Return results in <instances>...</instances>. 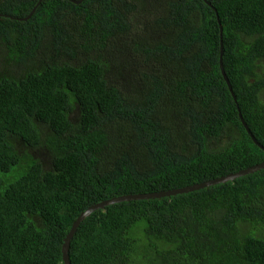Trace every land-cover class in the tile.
Returning <instances> with one entry per match:
<instances>
[{"label":"trees","instance_id":"1","mask_svg":"<svg viewBox=\"0 0 264 264\" xmlns=\"http://www.w3.org/2000/svg\"><path fill=\"white\" fill-rule=\"evenodd\" d=\"M97 1L99 10L87 5ZM111 1L0 0V264H64L65 238L89 206L264 161V0H147L154 16L139 0ZM68 12L83 14L79 29L63 23ZM133 29L152 44L154 65L105 56ZM68 255L71 264H264V168L98 208Z\"/></svg>","mask_w":264,"mask_h":264},{"label":"water","instance_id":"2","mask_svg":"<svg viewBox=\"0 0 264 264\" xmlns=\"http://www.w3.org/2000/svg\"><path fill=\"white\" fill-rule=\"evenodd\" d=\"M35 11V9H33L31 11V13H29V15L27 17H25L23 20H27L28 18L31 17V15L33 14V12ZM219 22V20H218ZM220 33L222 34V29H221V25H220ZM222 55H223V42L221 41L220 43V55H219V63H220V70H221V74L225 80V82L227 83L228 89L234 99V101L236 102V98L235 95L232 91L231 85L229 83V80L225 74L224 68H223V62H222ZM236 107H237V111H238V116L239 119L242 123V125L244 126V128L246 129L247 133L250 135V137L252 138L253 142L258 146V147H262V145L257 141V139L254 137V135L252 134V132L250 131V129L248 128V125L246 124V122L244 121L242 114L240 112L239 106L236 103ZM264 168V161H262L259 164H256L254 166H250L247 167L245 169H241L237 172L234 173H229L227 175L224 176H220L217 178H213L210 180H206L203 182H198V183H194L191 185H187L181 188H174L171 190H167V191H159V192H153V193H144V194H130V195H122V196H118V197H113L109 200L106 201H102L98 204L89 206L85 211H83L78 217L77 219L73 222L66 238L65 241L63 243L62 246V252H63V263L64 264H71L69 261V255H68V251H69V244H70V240L73 237L74 233L76 232L77 227L79 226V224L82 222V220H84L87 216H89L93 211L99 209L104 208L107 205H111L117 202H121V201H127V200H141V199H154V198H162L165 196H171V195H177V194H181V193H187L190 191H194V190H198L204 187H208L210 185L213 184H218V183H224L227 181H231L237 177L249 174V173H253L256 172L258 170H261Z\"/></svg>","mask_w":264,"mask_h":264},{"label":"rangeland","instance_id":"3","mask_svg":"<svg viewBox=\"0 0 264 264\" xmlns=\"http://www.w3.org/2000/svg\"><path fill=\"white\" fill-rule=\"evenodd\" d=\"M91 9L92 10L96 9V5L94 3L91 5ZM65 15H66V17L63 18V23H70L74 27L75 30H76V28L77 29L80 28L81 22L84 20L83 14L76 13V12H68ZM139 27L145 28L143 25H139ZM150 30L153 31L152 29H150ZM140 36H141V33L138 29H133L131 31V33H129V35H126V36L120 35L115 40L117 43H116V46L114 49L118 50V51H113L112 53H107V54H105V56L109 57V56L118 54L117 55L118 57L122 56V58H124V57L130 58V54L132 53L131 45H133L134 41H139ZM26 39H27L26 40L27 42H31L34 39V37L32 36V33L30 35H28ZM49 39H50V37H46L44 39V42H43V47L45 49H48V50L51 47V45H50L51 42L53 41V39L50 41H49ZM87 39L90 40V37L88 36ZM75 40L78 42H85V41H83L82 36L80 34L75 36ZM163 42H165V41L163 40ZM7 53H8V51L6 50L4 44L0 40V71H3L4 68L6 66H8L7 61H6ZM13 69L15 70L16 67H13ZM262 98H264V96H262Z\"/></svg>","mask_w":264,"mask_h":264},{"label":"clouds","instance_id":"4","mask_svg":"<svg viewBox=\"0 0 264 264\" xmlns=\"http://www.w3.org/2000/svg\"><path fill=\"white\" fill-rule=\"evenodd\" d=\"M76 4H80L83 2V0H71ZM206 1V0H205ZM114 4V7L116 5L117 0L111 1ZM131 2V0H122L119 2V6L123 3ZM207 2V1H206ZM93 2H89L87 5H92ZM96 5V8L99 10V4L98 1L94 3ZM209 6H211L210 3L207 2ZM136 8H139L140 11H142L145 14H148V16H154V7L151 6V3L147 0H139V2L136 3ZM34 13V12H33ZM32 16V15H31ZM24 19V18H23ZM29 19V18H28ZM137 43V45H136ZM153 48L152 44L150 43L149 39H139V41H134L133 45H131L132 53L131 56L135 57L136 60L140 62L141 67L144 68L149 65H154L146 60L149 59V55L145 57V52L147 48ZM221 71V70H220ZM255 137V136H254ZM122 196V195H121ZM118 197V196H117ZM109 200V199H108ZM106 201V200H104ZM98 204V203H97ZM95 205V204H94ZM82 213V212H81ZM77 219V218H76Z\"/></svg>","mask_w":264,"mask_h":264}]
</instances>
